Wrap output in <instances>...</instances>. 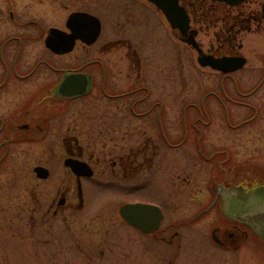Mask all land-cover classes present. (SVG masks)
I'll use <instances>...</instances> for the list:
<instances>
[{"label":"flooded vegetation","instance_id":"flooded-vegetation-1","mask_svg":"<svg viewBox=\"0 0 264 264\" xmlns=\"http://www.w3.org/2000/svg\"><path fill=\"white\" fill-rule=\"evenodd\" d=\"M19 1L0 0V170H31L33 227L48 223L39 215L84 225L80 212L95 214L88 195L110 197L111 207L120 201L119 234L138 241L124 250L134 262L109 264H174L196 245L182 240L178 219L167 225L168 211L146 201L147 186L156 178L154 190L170 199L178 182L158 178L156 165L172 153L189 168L181 163L189 153L192 172L208 175L196 215L211 224L203 233L210 245L237 252L243 264L258 253L264 264V0H178L187 35L151 0H31L28 22ZM200 53L245 64L224 72L202 65ZM62 163L65 177L57 175ZM41 194L51 198L40 207ZM129 204L159 207L158 228L149 233L127 221L121 209ZM150 237L167 246L150 245Z\"/></svg>","mask_w":264,"mask_h":264},{"label":"rangeland","instance_id":"rangeland-1","mask_svg":"<svg viewBox=\"0 0 264 264\" xmlns=\"http://www.w3.org/2000/svg\"><path fill=\"white\" fill-rule=\"evenodd\" d=\"M19 2L16 7H21L18 8L20 10L18 11L22 20L24 22L31 21L33 19L32 8L28 4L31 0H20ZM37 8L42 9V6L38 5ZM46 25L52 24L47 23ZM15 31L12 30L11 32ZM189 75L190 73L187 74V76ZM208 76L206 73L202 75V81L205 84L207 81H211ZM187 79L190 78L187 77ZM181 83L182 97H187L189 94L183 88L185 85L183 84V78ZM246 88L249 89L250 87L247 86ZM214 126L215 124H212L210 128ZM249 127L251 129L255 128L254 125H249ZM169 155L174 156L175 154L169 153ZM169 155L165 154L164 159L159 160L161 166L156 165L159 166L158 173H162L158 178L163 179L171 186H173L172 182L177 181V186L170 188L172 190L170 199L163 200L154 190V187L158 188V185L157 183L152 184L156 180V178H153L149 180V185L147 186L146 197L148 199L146 201L155 204L159 203L158 205H162L168 211L166 212L167 225L172 223L174 218L178 219L177 221L180 224L179 231L181 237H184L182 240L189 242V245L193 246V243L196 245L195 248L185 249L184 254L177 258L174 264H243L233 258L238 255L237 252L214 248L209 242L211 241V236L206 238L203 234L209 232L211 224L205 226L204 221L207 216L199 217L196 214L205 208L206 201L204 199L200 201L198 197L207 196V193H204L206 183L201 181L205 179L207 182L206 178L208 175L192 172L191 162H188V159H190L189 153H181L185 158H182L181 163L183 162L189 168H182L179 165L180 159L178 155L174 156V164L172 160L171 164H167L166 157ZM109 161L103 164L104 168L109 169L107 164ZM20 165L5 166L0 170V264H109V262L115 261V258L135 261L134 256L124 254V250L131 244L130 240L132 244H135L138 239L134 238V233L133 236L132 234H119L124 224L120 220L117 221L114 215L117 216L116 212H118L120 201L113 203L111 207L113 199L110 197L99 200L93 194L88 195V200L92 204L90 209H94L95 214H88V207L80 212L83 216L85 215L88 222L84 225L80 226L78 222H74L72 225L73 222L71 221L67 224L60 219H58L59 221L49 222L47 218L39 215V223L45 219L48 223L38 224L34 228L30 214L32 199L29 189V178L31 170L29 167L24 168L20 167ZM61 165L57 175L62 174L61 176L65 177L67 174L62 171L65 167L63 163ZM184 176L186 179H184ZM194 178L199 179V181ZM191 180L194 181L192 182ZM49 183L52 185L53 180ZM38 186L41 190L43 189L42 184H38ZM56 189L53 190V195ZM213 189L215 193V186ZM105 192L108 193V191ZM50 198L47 194H41L38 198L40 207L50 202ZM221 203L222 201L220 200L217 204L219 213H221ZM96 207L106 208L96 211ZM215 220L214 217H209L208 223L215 222ZM153 240L150 237V245L167 246V244L162 243L159 245ZM190 254L192 258L188 257ZM213 256L217 258L213 259ZM249 258L248 264H259L256 263L260 261L258 253H254ZM153 262L154 259L151 260V264Z\"/></svg>","mask_w":264,"mask_h":264},{"label":"water","instance_id":"water-1","mask_svg":"<svg viewBox=\"0 0 264 264\" xmlns=\"http://www.w3.org/2000/svg\"><path fill=\"white\" fill-rule=\"evenodd\" d=\"M152 2L159 5L160 8L164 9L167 12V16L175 27H179L180 30L184 35H187V32L189 30V21H188V15L184 10L178 11V0H151ZM220 1H226L231 4L236 2H241L243 0H220ZM174 2V3H173ZM193 37V36H192ZM189 37L187 39L188 43L194 44L193 38ZM195 46V44H194ZM196 47V46H195ZM202 53V52H201ZM200 53V54H201ZM200 63L204 66H212L215 69L229 72L236 70L240 67H242L245 64V61L243 59H216L213 57H208L205 55H200L199 59ZM68 165H70L75 172L83 174V175H89L86 171L84 165L80 163H72L71 161L68 162ZM43 169L39 168L38 171H41ZM122 216L132 223L134 226L138 227L139 229L146 231V232H153L158 228L160 225V221L162 218V214L160 211V208L154 205H148V204H129L125 205L121 209ZM252 223H255L252 221ZM264 227V222L261 223Z\"/></svg>","mask_w":264,"mask_h":264}]
</instances>
